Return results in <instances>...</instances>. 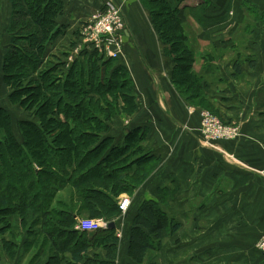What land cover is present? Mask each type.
Wrapping results in <instances>:
<instances>
[{"label":"crops","instance_id":"crops-1","mask_svg":"<svg viewBox=\"0 0 264 264\" xmlns=\"http://www.w3.org/2000/svg\"><path fill=\"white\" fill-rule=\"evenodd\" d=\"M62 2L58 21L65 35L60 37L74 38L104 0ZM115 2L123 7L127 25L120 63L130 71L139 102L137 119L131 122L148 128L144 146L158 162L134 189L130 215L144 200H153L177 224L176 231H164L156 257L161 264H264V252L257 248L264 234V0L177 2L187 35L194 38L187 45L195 53L193 71L201 76L207 104L223 121L241 128L237 140L214 145L202 142L201 106L173 84L175 62L141 0ZM12 10L10 0H0L5 34L0 46L5 51ZM60 37L58 47L64 40ZM116 228L109 227L115 236ZM128 249L124 229L114 264H134ZM60 256L61 264H74L70 253ZM32 258L21 251L11 258L0 249V264H31ZM108 260L106 248L95 245L79 264Z\"/></svg>","mask_w":264,"mask_h":264},{"label":"trees","instance_id":"trees-1","mask_svg":"<svg viewBox=\"0 0 264 264\" xmlns=\"http://www.w3.org/2000/svg\"><path fill=\"white\" fill-rule=\"evenodd\" d=\"M10 1L13 10L6 28L10 42L1 64L2 80L15 86L11 103L24 105L30 98L39 103L35 107L39 122L20 120L17 135L13 114L0 107V249L14 258L21 246L22 256L33 255L31 264H61L60 255L70 253L74 264H79L90 247L97 245L106 248L109 260L90 264H114L115 230L101 229L104 234L90 237L76 224L79 216H87L117 225L115 218L123 214L119 197L131 196L158 163L144 146L148 128L127 126L123 139L115 140L108 133L111 123L96 113L104 116L116 111L117 106L107 99L114 95L115 103L119 96L124 100L122 112L135 116L139 102L134 81L123 63L110 69L111 61L120 59L98 61L96 52L90 50L92 59L76 60L67 70L65 95L57 84L60 80L39 84L36 78L48 76L57 67L41 69L50 42L65 35L58 21L63 2ZM150 2L152 23L176 63L173 80L189 93L187 81L191 78L200 85L201 76L193 71L195 53L186 44L179 5L172 0ZM74 34L82 41L80 26ZM27 80L29 85L24 86ZM185 98L194 102L199 98V106L212 110L203 92ZM140 141L143 146L136 144ZM130 214L129 208L124 229L134 264H161L156 257L164 231H176L177 224L153 200H144L134 216ZM20 236L23 242L18 245Z\"/></svg>","mask_w":264,"mask_h":264},{"label":"rangeland","instance_id":"rangeland-1","mask_svg":"<svg viewBox=\"0 0 264 264\" xmlns=\"http://www.w3.org/2000/svg\"><path fill=\"white\" fill-rule=\"evenodd\" d=\"M141 2L144 5V7L146 8V10L149 12L150 18L153 21V12L151 11L152 8H153V5L151 4L152 2H150V0H141ZM1 20H2V18H0V22H1ZM153 28L155 29L154 25H153ZM187 29H188V27L186 28L184 26L183 34L186 36V44L189 45L188 41L192 42L194 38L192 37V35L190 33L187 35ZM180 30L181 29H179V31ZM155 31H156V29H155ZM155 33L158 34L157 31ZM4 36H5L4 31L0 30V37H1L2 40H3ZM72 37L70 38L69 35L65 36L64 38L60 37L59 40H61V39H64V40L62 41V43L60 44L59 47L56 46V41L55 40H53V42H50L51 43L50 46H49L50 47L49 48L50 53H48V56L45 58L46 61L42 65L41 69L46 71V70H48L49 68H51L53 66H57L56 70L55 71H50V73L46 77H42L40 79L36 78V79H38L36 82H39V84H43L44 86L46 84H49V82H51L52 80H56L57 82H58V80H60L57 84H58V86H60L59 87L60 88V92L62 94H64V95H65V92H66V89H67L66 88V84L64 82V78L69 76L68 73H67V70L73 65V63L76 60L81 61V60H84V59H88V57L91 55V53L87 50L86 45H84V43L82 41L79 42L77 37H74V38H72ZM188 38H189V40H188ZM160 40H161V38H160ZM161 41L166 45V49L165 50H166L167 55L169 57H171V59L173 60V57L171 56V52L169 50V46L166 44V42H164V40H161ZM74 43H75V45H73ZM26 44H27V42L23 43V45H26ZM66 44L68 45V47H65ZM188 48H190V47L188 46ZM4 52H5V48H3V46H0V107H5L9 111H11V113L13 114V117H14L15 130L17 132V135H19L20 132L18 131V128H19L18 127V122L20 120H35L36 122H39L38 119L35 117V115L37 114V110H36L35 107L38 106L39 103H34L32 98L27 100V103H25L24 105L11 103L10 94H12V92L14 91L13 87H15V86H13V87L9 86L8 84H5L3 82V80H2L1 64H2V61H3L2 57L4 56L3 55ZM89 58H91V57H89ZM195 58H196V56H195ZM93 59H94V57H93ZM97 60L101 61V60H103V58L102 57H98ZM119 63H120V60H112L111 61V65H110V69H112L114 66L118 65ZM41 69H40L39 72H41ZM115 80H117V79H115ZM172 80H173V76H172ZM199 81H200V85L195 84V81H193L191 78H190V80L187 81V84H188L187 86L189 87V93L183 91L186 87L182 86L181 89H180V87L178 86V89L182 90V94L184 96H186V97H189V96L194 95V94L198 95L201 92V89H199V88H203L204 87L203 82L201 81V79ZM29 82H30V80H27V82L24 83V86L29 85ZM95 82H97V81H95ZM172 82L175 85V87L177 88V84L174 82V80ZM88 89H90V88H88ZM125 90H126V88H125ZM32 92H34V90L31 91L30 93H32ZM117 92H119V91H117ZM105 96H107V94ZM23 98H26V97L23 96ZM95 98L103 99V97H99V96H95ZM35 99L37 100L36 97H35ZM107 99H109L114 105L117 106L116 111H115V109H113V110H111L109 112V114H106L104 116L100 115V112L98 111V112H96L97 116L100 117V118H103L105 120L108 119L107 122L109 124L111 123V126H110L111 128L108 130V133L112 137L114 136L115 140H122L124 135H125V128L127 126H130V127L134 126L135 123H132L131 119L134 118L133 120H136L137 119L136 118L137 114L135 116H132V115H126L125 113L122 112L123 106H125V104H124V100L122 98H120V96L116 100L117 103H115V101H114L115 100L114 95H112V96L108 95ZM188 101H191V100H188ZM196 101L199 103V98L196 99ZM205 101H206V103H208V98L206 96H205ZM191 102L193 104L198 105L197 102H194V101H191ZM201 109H206V108L201 107ZM207 109L209 110V108H207ZM213 113H215V111ZM61 115L62 114H60V116ZM143 143L144 142H141V141L140 142H136V144H138V146H140V145L143 146ZM9 191H11V190H8V192ZM123 197H129L130 201H131V204H132V197L130 196V194L123 193L119 197V199H121ZM125 215H126V212L123 213L122 216H120V217L118 216L117 218H115L116 221L118 220L116 232L120 231V232H122V234L124 233V228H125V224H126ZM86 217L87 216H79L77 219L86 218ZM22 239H23V237H21V236L18 238V245L21 244ZM40 242L41 241L38 242L37 248H39ZM20 251H21V249L19 248V250L17 252V255H18V253ZM33 252H34V249L32 250V253ZM156 262H159V261H156Z\"/></svg>","mask_w":264,"mask_h":264},{"label":"built area","instance_id":"built-area-1","mask_svg":"<svg viewBox=\"0 0 264 264\" xmlns=\"http://www.w3.org/2000/svg\"><path fill=\"white\" fill-rule=\"evenodd\" d=\"M126 17L123 7L115 0H104L89 18L80 25L82 42L88 51H95L96 56L103 59H123L126 44ZM200 134L203 143L214 145L218 142L237 140L241 135L239 125L227 123L208 109L200 110ZM123 213L130 208L129 197H123L118 202ZM76 229L96 232L109 228L106 218H81ZM121 237L122 232L117 231ZM257 248L264 252V234L257 243Z\"/></svg>","mask_w":264,"mask_h":264},{"label":"water","instance_id":"water-1","mask_svg":"<svg viewBox=\"0 0 264 264\" xmlns=\"http://www.w3.org/2000/svg\"><path fill=\"white\" fill-rule=\"evenodd\" d=\"M109 227H110V228H114V227H115V223H114V222H111V223L109 224Z\"/></svg>","mask_w":264,"mask_h":264}]
</instances>
